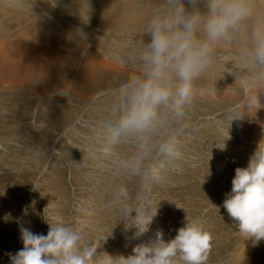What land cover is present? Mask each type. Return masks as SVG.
<instances>
[{
  "label": "rangeland",
  "instance_id": "obj_1",
  "mask_svg": "<svg viewBox=\"0 0 264 264\" xmlns=\"http://www.w3.org/2000/svg\"><path fill=\"white\" fill-rule=\"evenodd\" d=\"M101 2L106 4L102 7L107 12ZM106 2L97 0L85 6L94 18L90 20L105 27L108 40L118 39L122 46H128L130 42L139 44L144 26L130 25L128 31H123L112 19L114 14H107L112 11L128 13L132 6L134 9L143 4L146 13L154 0H135L136 3L132 4L123 0ZM100 7L106 14L101 13ZM110 7H114L113 10ZM30 17L22 22L27 24ZM107 17L112 18L108 21ZM6 19L0 13V40H10L8 34L14 32L18 39L19 20ZM51 27L50 30L56 32L49 38L53 41L51 50L63 58L55 71L41 65L43 69L29 66L28 72L23 67L21 72L19 68L11 71L10 67L6 74L2 66L4 54L0 53V264H10L6 253L15 254L23 247L18 230L21 223L34 233L46 235L48 225L45 219L71 222L81 228L85 241L107 237L103 250L108 253L109 249L110 255L125 256L128 250H122V246L137 230L135 226L126 228L111 204L110 186L125 181L113 174L109 159L101 154L99 133L95 134L98 122L108 114L113 102L112 90L126 78L132 67L123 66L124 74L120 78L110 75L120 69L97 71L92 62L101 54L97 45H90L83 38L89 33L78 26L69 29L65 25H58V29ZM31 31L24 34L32 39H23L29 48L45 46L41 41L33 44L35 40L39 41V35L36 30L35 34ZM227 44L231 48L233 42ZM237 47L235 44L232 49ZM87 62L98 72L97 77L80 75L79 70ZM228 70L218 65L215 71L224 73ZM230 76L215 78L212 85L210 80L208 84L199 80L195 83L193 103L185 121L188 127L179 137L184 156L182 169L168 172L165 181L154 189L153 211L159 207L147 231L149 233L146 232V241L154 239L158 229L162 230L163 239L167 241L176 235V230L186 220H199L213 237L206 264H264V240L252 246L251 240H245L238 233L234 221L222 207L225 194L231 189L235 168L246 167L258 144L264 145V126L259 129L254 126L253 129L251 118L244 113L241 120L232 121L230 138L225 141V149H220L228 137L229 127L223 121V111L226 106L243 101L241 86L237 84L239 80ZM61 92H67L68 97ZM214 93L217 96L214 97ZM263 95L258 94L260 104L248 110L260 108L262 117L259 114V121L263 119L264 122ZM131 150L128 144L119 149L121 154ZM92 152L96 155L93 156ZM126 183L130 198L134 199L137 181L133 179ZM28 205H31L28 214L23 215L22 208Z\"/></svg>",
  "mask_w": 264,
  "mask_h": 264
},
{
  "label": "clouds",
  "instance_id": "obj_2",
  "mask_svg": "<svg viewBox=\"0 0 264 264\" xmlns=\"http://www.w3.org/2000/svg\"><path fill=\"white\" fill-rule=\"evenodd\" d=\"M261 5L264 0H154L132 70L112 90L108 114L95 130L101 154L109 159L113 174L124 178L125 182L110 186L109 191L120 221L126 228L137 229L132 239L145 234L157 215L159 205L153 211L154 189L168 172L182 169L179 137L188 127L185 121L195 83L214 66L222 43L244 41L234 54L230 71H225L235 81L239 79L243 101L225 107L228 137L223 147L217 148L225 149L232 121L241 120L246 109L259 103L258 94L264 93ZM126 144L132 150L121 154L119 149ZM234 173L222 207L238 233L257 246L264 240V145L259 143L247 166L236 167ZM133 179L137 181L134 199L126 183ZM30 206L22 208L23 215ZM45 222L46 235L18 224L23 247L15 254L6 253L10 264H206L213 239L199 220H186L167 241L158 229L154 239L134 245L130 254L110 255L103 250L107 237L85 241L82 230L71 222Z\"/></svg>",
  "mask_w": 264,
  "mask_h": 264
},
{
  "label": "bare ground",
  "instance_id": "obj_3",
  "mask_svg": "<svg viewBox=\"0 0 264 264\" xmlns=\"http://www.w3.org/2000/svg\"><path fill=\"white\" fill-rule=\"evenodd\" d=\"M106 1L107 0H105V2ZM113 1H115V0H113ZM123 1L126 3H129V4L130 3L132 4V2H134L135 0H123ZM93 2H97V0H0V13L5 18H8L6 20L9 21V18H10V20L12 19L13 21L19 20L18 21L19 23H18V26L16 29V31H18V34H17V36H19L18 39L16 37H14V35H15V32H14L12 35L8 34V37H11V39L8 37L7 38L10 40H7V39L0 40V53L4 54L2 57V66L4 68V72L7 74V71L9 72L10 67H11V71L14 70V68H16V69L19 68L20 72H21V67H23L26 71L27 70L29 71V69H28L29 66H32V67L33 66H38V67L40 66L39 68L43 69V67H41V65L44 66L45 69L51 68L52 71H55L58 62L60 63L63 59L62 55H60L59 53L56 54L55 52H53L51 50L52 46L50 45V43H53V41L49 38L54 36V34L56 32L54 33V30H50V27L55 23V25H53V27L56 29H58V25L60 27L65 25V26H67V29H69L71 26H78L83 31L89 33L90 35L86 34V36L83 38L85 40H87L88 44L93 45V43H94L95 45H97L98 46L97 50L101 54L99 57H95L94 62H92L95 69L97 70V69H103L104 68V69H107L110 71H112L113 69L114 70L120 69L117 71V73H111L110 75H117L118 78L122 77L123 76L122 74H124V71L122 70L123 66L132 65V62L135 58V53L139 47V44L137 42H130V43H128V46H122L118 39L108 40L106 38L105 27L97 24V22L94 23L93 21L90 20V18H92V19H94V18L90 16L89 11H88V7H85V6H90ZM141 2H142V0H141ZM150 2H151V0H150ZM101 3L99 5H101ZM134 3H136V2H134ZM104 4L101 5V7L104 6ZM81 5H82V7H81ZM99 5H98V7H99ZM143 5L139 6L138 8H134V9H133L134 6H132L133 10L132 9H131V11L128 10V13L130 12L129 14L126 11L125 12L124 11L123 12L112 11L111 13H108L107 16L109 14H114V15H112L113 18L112 17L111 18L115 22H117V24L120 26V30H123V31H128L130 25L131 26L132 25L145 26V23L147 21V18L150 14L151 9L150 10L147 9V11L145 13V8H143L144 7ZM145 5H146V3H145ZM262 6H264V5H262ZM102 8H101V10H102ZM113 8H111V9L113 10ZM148 8H151V5ZM7 9L9 10L8 12H7ZM103 10H105V12H107L105 8H103ZM103 10H102V12L101 11L100 12L103 13V15H104L105 12H103ZM30 15H31V17H30ZM27 17H30V19L28 20L27 24H24V22L26 21L25 19ZM111 18L107 17L108 21ZM22 21H24V22H22ZM57 23H58V25H57ZM53 27H51V28L54 29ZM41 28H43V29L41 30ZM32 29L33 30L35 29L37 31V34L39 35V41L35 40L33 42V44H37L41 41L44 44H46L45 46H41V47H39V49L29 48L28 44L26 43V40H23V39L30 37V36L27 37L26 35H28V34H24V33H27V32H29V30L31 31ZM46 31H48V32H46ZM0 33H2V32H0ZM35 33L36 32H34V34ZM22 34L25 36H23ZM12 37H14V39H12ZM29 39H32V38L30 37ZM35 39H38V38H35ZM235 44H237L238 47L232 49V46H234ZM243 44H244V41L242 39H237V40L233 41V45H230L231 48H229V45L227 43H222L218 47L217 59L214 63V66L208 71L207 75L205 77L199 79V81H201L202 83L204 82L205 84H208V82L210 80L209 84L212 85L214 83V81H216L215 78H218V79L222 78V77L223 78L224 77L231 78L230 73H228V72L217 73L215 71L216 67L218 65H222V67H226L227 69H229L231 67L232 62L235 60V55H234L235 52L238 51V49ZM118 50H124L125 52L121 53ZM119 53L122 54L124 57H121ZM57 59H59V60L56 61ZM26 64H28V65H26ZM86 65H88V66H86ZM39 68H37V69H39ZM42 69H41V72H42ZM30 71H31V69H30ZM228 71H230V69ZM39 72H40V70H39ZM79 72H80V75H84L86 77H89L90 75H91V77H93V75L95 76L98 73V72H95L94 68L89 65V62H87L85 65L83 64V68H81L79 70ZM102 74H105V73H102ZM95 77H97V76H95ZM232 77L235 79V77L233 75H232ZM237 80H239V79H237ZM237 84H240V82H237ZM84 86H85V84H84ZM213 95L215 97V96H217V93H214ZM256 106H257V104H256ZM253 109H251V110L246 109V111H249V112H245V113L251 118L252 128L254 129V126H255V127H258L257 129H259L260 127L264 126V122L262 121L263 119L261 121H259V117L261 115L260 114V108L256 107ZM263 114H264V111H263ZM261 117H262V115H261ZM246 136H247V138H249L248 135H246ZM244 139H246V138H244ZM99 216H101V215H99ZM85 219H86V217H85ZM129 230H130V228H129ZM32 231H34V230H32ZM133 233H135V232H133ZM147 233H149V232H147ZM147 233H146V236L143 234L142 236H140L136 239H132L133 234L129 236L130 238L127 237L128 240L123 244L122 250H128L127 253L130 254L132 251V247L134 245L142 243V242H147L146 241V238L148 236ZM151 237H153V234H151ZM149 239H151V238H149ZM124 241H125V239H124ZM119 248H121V247H119ZM112 249H113V246H112ZM109 251L110 250L108 249V253H109ZM120 251H121V249H120ZM123 255H125V254H123ZM224 259H225V257H224Z\"/></svg>",
  "mask_w": 264,
  "mask_h": 264
}]
</instances>
